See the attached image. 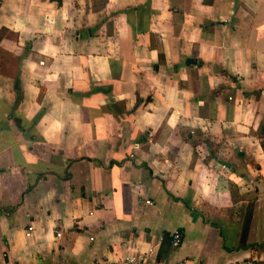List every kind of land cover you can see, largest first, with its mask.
I'll use <instances>...</instances> for the list:
<instances>
[{
	"label": "crops",
	"instance_id": "obj_1",
	"mask_svg": "<svg viewBox=\"0 0 264 264\" xmlns=\"http://www.w3.org/2000/svg\"><path fill=\"white\" fill-rule=\"evenodd\" d=\"M1 28L0 264H264V0H0Z\"/></svg>",
	"mask_w": 264,
	"mask_h": 264
},
{
	"label": "built area",
	"instance_id": "obj_2",
	"mask_svg": "<svg viewBox=\"0 0 264 264\" xmlns=\"http://www.w3.org/2000/svg\"><path fill=\"white\" fill-rule=\"evenodd\" d=\"M168 239L171 248L178 247L182 239L180 231L178 229L172 230L168 235ZM123 262L125 264H143V260L138 256H134V255L124 257ZM244 264H251V263L245 262Z\"/></svg>",
	"mask_w": 264,
	"mask_h": 264
},
{
	"label": "rangeland",
	"instance_id": "obj_3",
	"mask_svg": "<svg viewBox=\"0 0 264 264\" xmlns=\"http://www.w3.org/2000/svg\"><path fill=\"white\" fill-rule=\"evenodd\" d=\"M4 34H6V32ZM0 63L6 70H13L14 68V62L12 58L5 52L0 53Z\"/></svg>",
	"mask_w": 264,
	"mask_h": 264
},
{
	"label": "trees",
	"instance_id": "obj_4",
	"mask_svg": "<svg viewBox=\"0 0 264 264\" xmlns=\"http://www.w3.org/2000/svg\"><path fill=\"white\" fill-rule=\"evenodd\" d=\"M6 32V30L4 29V28H1L0 29V40L2 39V37H3V35H4V33ZM14 90H18V88H17V84L15 83L14 84ZM263 133H262V131H260L259 133H258V137H259V144H260V147H261V149H262V151H263V154H264V135H262Z\"/></svg>",
	"mask_w": 264,
	"mask_h": 264
},
{
	"label": "water",
	"instance_id": "obj_5",
	"mask_svg": "<svg viewBox=\"0 0 264 264\" xmlns=\"http://www.w3.org/2000/svg\"><path fill=\"white\" fill-rule=\"evenodd\" d=\"M184 62H185L186 65H189V64H191V63H195L196 60H194L193 58H187ZM220 164H222V165H224V166H227V164L224 163V162H220Z\"/></svg>",
	"mask_w": 264,
	"mask_h": 264
}]
</instances>
